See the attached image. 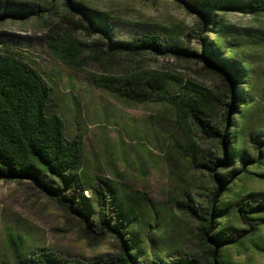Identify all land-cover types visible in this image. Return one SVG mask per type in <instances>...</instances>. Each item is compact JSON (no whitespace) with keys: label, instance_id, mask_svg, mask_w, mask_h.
Returning <instances> with one entry per match:
<instances>
[{"label":"rangeland","instance_id":"1","mask_svg":"<svg viewBox=\"0 0 264 264\" xmlns=\"http://www.w3.org/2000/svg\"><path fill=\"white\" fill-rule=\"evenodd\" d=\"M0 15V52L16 53L42 73L53 87V106L65 121L68 136L83 139L82 182L74 190L87 200L96 233L89 236L78 217L66 214L31 183L0 181V264L13 262L14 242L18 244L19 238L27 248L49 249L72 261L117 254L118 241L97 227L98 211L89 187L99 180L112 193V224H123L142 254L157 259L207 253L199 224L179 203L187 200L198 209L206 208L217 188L224 191L227 186L215 203L221 213L214 221L216 232L209 237L218 238V250L231 264H264V221L244 219L238 213L240 204L252 201L250 194L264 193V166L243 169L238 158L228 169L216 167L222 157L216 140L189 120H177L171 105L118 97L99 88L92 78L159 75L166 80L167 95L178 94L189 83L218 93L221 77L197 59L152 53L133 56L116 44L160 35L173 49L203 55L201 38L216 49L217 35L223 33L237 61L256 65L260 72L264 48L244 46L242 39L249 34L260 37L264 15L217 12L202 19L179 0H0ZM54 35L83 45L73 64H63L52 54L45 39ZM240 115L236 112L231 118L234 130L242 126ZM249 124L243 141L254 161L250 133L264 141V124L259 117ZM193 147L211 154L208 167L221 184L213 183L209 168L197 163Z\"/></svg>","mask_w":264,"mask_h":264},{"label":"trees","instance_id":"2","mask_svg":"<svg viewBox=\"0 0 264 264\" xmlns=\"http://www.w3.org/2000/svg\"><path fill=\"white\" fill-rule=\"evenodd\" d=\"M179 1L202 19H209L217 12L264 15V0ZM76 26L81 27L80 24ZM84 29L90 30L88 27ZM217 38L216 49L201 38L205 44L203 55L173 49L160 35H145L133 43L116 44V48L133 56L152 53L162 56L186 55L197 59L204 63L208 72L221 77L222 87L218 93L189 83L178 94L167 95L164 91L166 80L159 75L128 74L119 78L97 75L92 78L99 88L118 97L171 105L176 111L177 120H189L205 136L216 140L222 156L216 160V167L228 169L238 158L243 169L251 164L264 166V141L255 139L250 133L251 143L256 150L254 161L243 141L252 119L259 117L264 124V59L260 58L258 72L256 65L237 61L225 34L221 33ZM45 42L52 54L66 65L73 64L84 51L81 43L65 35L48 36ZM242 43L252 49L264 48V31L260 30V37L244 36ZM241 84L245 85L244 90L237 92ZM53 95L51 83L27 60L13 52H0V181L31 183L66 214L78 217L86 233L92 236L96 233L90 222L91 210L86 205L87 200L76 195L74 190L82 182L79 172L84 165L83 139L80 135L68 136L65 121L54 109ZM236 112L241 114L243 123L240 129L234 130L232 127L236 128V125L231 124V118ZM192 151L196 153L197 163L208 167L211 154L197 151L194 147ZM208 168L213 183L221 184L217 175ZM107 187L104 181L99 180L89 187V191L98 211L97 227L118 241L117 254L72 261L49 249L27 248L19 238L18 244L14 242L13 262L9 264H231L218 250V238L209 237L216 232L214 221L220 218L221 213L215 203L228 190L227 186L224 191L217 188L206 208L198 209L187 200L179 203V208L199 224L202 242L209 247L207 253L202 256L170 255L167 259L143 255L141 248L132 243L126 227L112 224L110 205L113 197ZM249 197L252 201L240 204L238 213L244 219L258 218L264 221V193H253ZM79 199L83 200L82 204Z\"/></svg>","mask_w":264,"mask_h":264}]
</instances>
